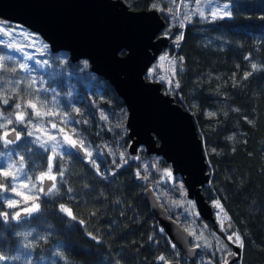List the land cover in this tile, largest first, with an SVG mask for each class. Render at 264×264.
Instances as JSON below:
<instances>
[{"label": "trees", "instance_id": "16d2710c", "mask_svg": "<svg viewBox=\"0 0 264 264\" xmlns=\"http://www.w3.org/2000/svg\"><path fill=\"white\" fill-rule=\"evenodd\" d=\"M121 1L132 11L163 4ZM221 1L228 3L230 16L169 29L168 53L182 58L175 65L178 87L171 98L190 113L201 141L209 180L200 192L207 203L220 202L240 237L237 264H264V0ZM158 14L166 27V17ZM180 34L179 46L170 43ZM50 56L61 61H52L45 87L71 129L86 138L96 167L71 149L60 153L62 195H38L37 212L0 219V254L8 257L0 264H65V259L72 264H162L160 256L179 264H219L206 253L188 263L156 226L142 191L154 189L166 164L142 149L134 158L117 157L128 140L124 107L111 87L79 61L68 62L64 52ZM252 63L262 70L245 79ZM0 109L7 112V107ZM101 112L107 120L100 119ZM25 126H14L23 136L15 143L0 141V170L12 162L21 165L24 178H32L46 168L48 151L33 142ZM60 203L72 209L76 220L60 212ZM0 211L9 213L1 199Z\"/></svg>", "mask_w": 264, "mask_h": 264}, {"label": "water", "instance_id": "95a60500", "mask_svg": "<svg viewBox=\"0 0 264 264\" xmlns=\"http://www.w3.org/2000/svg\"><path fill=\"white\" fill-rule=\"evenodd\" d=\"M0 21L36 34L51 54L64 52L70 63L84 61L122 102L127 155L134 158L142 149L145 155L160 158L180 178L197 217L214 224L212 209L200 192L209 175L193 119L161 92L158 83L143 78L168 47V38L160 34L165 23L156 10L132 11L121 0H0ZM7 134L4 139L13 143L15 131ZM142 197L167 241L192 263L198 248L190 246L188 233L167 216L149 187Z\"/></svg>", "mask_w": 264, "mask_h": 264}, {"label": "rangeland", "instance_id": "374dc122", "mask_svg": "<svg viewBox=\"0 0 264 264\" xmlns=\"http://www.w3.org/2000/svg\"><path fill=\"white\" fill-rule=\"evenodd\" d=\"M224 4H228V3L221 0H213L212 4H208L207 0H203V2L200 3L199 5V10L204 12V17H205L204 19H202L198 14L197 0H174V2L172 3H170L169 0H163L162 5L156 4L158 7H152V8L157 12L162 13L166 17L167 25L163 29L164 33L161 34L168 38L171 35V32L169 31L171 27L176 26L181 28L179 26L180 21H183L184 25L192 24L195 22L202 24V23L214 21L215 19H212L210 9H215L216 6L219 5L220 9L224 11L223 9ZM171 8H175L176 18H174L173 15L170 14L169 9ZM226 11H228V9H226ZM186 16L191 17V22H188ZM0 28L5 29L6 31L9 29L11 30L10 35L7 36L3 35V33H0V56L5 57L4 63L7 68L10 69L12 67H15L17 69L16 72L0 71V99H4V98L8 99L7 104L0 103L1 107H7L6 113H3L0 109V137H3L5 132H8V130L10 129L12 130L14 129L17 133V129L14 127L15 125H19L20 128L26 125L25 128L27 130L26 131L27 135L36 126L35 117L33 118L32 122H28L26 119V122L23 124L16 121L15 119V114H14L16 111L15 105L21 102L20 94L28 93L29 91L36 93L37 95L35 96V99L43 101L47 110L54 113V115L51 118H49L48 116L43 117L41 123L43 124L44 129H51V123L53 122L57 123L59 127L60 125L57 120L56 114H59L61 118H66V117L63 114H61V112L58 110L55 99H53L50 91L49 90L44 91V89H46L45 74L52 69V64H51L52 61L53 63H58V62L60 63L61 59L51 58L50 53L48 51V47L46 48L42 47L43 45L46 44L36 34L29 32L28 30L22 28L21 26L0 21ZM175 40H176L175 36L171 37L170 43L175 42ZM8 43L13 44L14 47L13 48L5 47V45ZM17 48L19 49V51L16 50ZM165 55L168 56L169 59L173 58V56H171L168 53V49L161 51V53L156 57L154 62L145 71L144 78L149 82L158 83L160 85L161 91L164 94L171 96L175 86L170 85L169 83H167V81L160 80L161 76H167L169 78L174 76V71H169V66L167 62H164L162 66H158L161 65L160 57ZM25 56L31 57V59H25ZM79 62L82 67L87 66L84 61L80 60ZM20 64H26L28 66V71L27 72L20 71L19 70ZM150 69L154 70L155 75L152 76L149 75ZM16 81H19V84H16L15 83ZM29 84H31V89H29L28 87ZM27 111H31V110H27ZM41 111H43V109H41ZM10 113H13L11 115V121H12L11 123L8 122ZM68 129L69 131L72 130L69 123H68ZM51 131L53 134H56L54 129H51ZM36 135H39V133H34L33 135L30 136V138L37 146L40 147V143L36 141ZM21 137H23L22 134H20L19 139ZM19 139L16 138L15 142L18 141ZM42 139L46 140L47 134H45L42 137ZM0 141L3 145L8 144L4 142V139H0ZM42 149L46 150V148H42ZM68 149L72 150V147L64 143L62 144V147L59 151L61 153L62 151ZM50 154L51 153L48 152L47 157ZM121 154H123V156L124 155L128 156L126 153V149H124V151H122ZM121 154L118 153L117 157L119 159L122 158ZM9 164H11V168L9 170L13 175L18 176L19 179L12 180L11 177H9L8 180L4 182L5 186L1 188L0 199L4 202V206L9 211V214L15 215L17 212L19 213L25 212L24 210L26 208H29L33 204H36L35 199L38 195H40L39 193L40 182L38 180L40 173L34 175L36 179H33L34 177L24 178L22 173V167L20 164H14L12 162H8L6 163L5 169L8 168ZM151 169L154 170L153 165L151 166ZM44 170H46V168ZM165 170L170 171L168 165H165V167L160 170L158 176V183L154 186L153 190L148 186L151 189L155 200L157 201L158 205L160 203L164 206L165 208L164 210L173 213L175 222L183 231H185L186 228L192 230L193 232V235L191 236L192 245H195L200 249H205V248L209 249L210 242L207 241L206 236L204 234H197L198 232H196L192 227V219L194 217H197V215L195 213L192 202L185 198L184 188L181 184L180 178L177 175H172L171 178L165 176L164 175ZM30 180L32 181L31 184L29 183ZM17 192H19L20 195H17L16 194ZM25 197H27V199H25ZM9 201H14L17 207L9 208L8 207ZM215 202L216 201H211L209 205L213 209L215 220L218 222L217 225L221 230V228H223L224 226L228 227L226 223L224 224V222L228 223V221L220 219V216H222V214L219 213V210L213 206ZM197 236L201 238L198 240ZM228 237L229 236L226 237L227 240H229ZM230 243L239 248L238 246V243H240L239 241L234 242L233 240H230Z\"/></svg>", "mask_w": 264, "mask_h": 264}, {"label": "snow or ice", "instance_id": "6c2138e0", "mask_svg": "<svg viewBox=\"0 0 264 264\" xmlns=\"http://www.w3.org/2000/svg\"><path fill=\"white\" fill-rule=\"evenodd\" d=\"M169 2L172 3V2H174V0H169ZM202 2H203V0H197V11H198L199 16L202 19H204L205 18L204 12L199 10V5ZM207 3L212 4L213 0H207ZM153 7H158V6L154 4ZM228 7H229L228 4H224L223 5L224 11H222L220 9L219 5H217L215 9H210L212 19H223L225 17L230 16L231 13L226 11V9H228ZM175 11H176L175 8L169 9L170 14H172L174 18H176ZM186 19L188 20V22H191L190 16H186ZM179 26L181 28L184 27V22L180 21ZM10 32H11L10 29L6 31L5 29L0 28V33H3V35H6V36L10 35ZM182 39H183L182 34L177 36V38L175 40V43L177 44V46H179V43ZM5 47L13 48L14 45L11 43H8L5 45ZM42 47L46 48L47 45H43ZM16 50L19 51L18 48ZM8 59H11V58H8ZM25 59H31V57L25 56ZM177 60H182V58L173 57L172 59H169L168 56H166V55L161 56L160 57L161 65H158V66H162L164 62H167L168 66H169V71H175V65L177 63ZM4 61H5V57L0 56V71H3V72H7V71L16 72L17 71V69L15 67H12L10 69L7 68L5 66ZM38 63H39V61H38ZM251 69H252L251 72L245 73V76H244L245 79L248 78L249 76H251L253 74V72L262 70L261 67L256 63L251 64ZM19 70L23 71V72H27L28 66L26 64H20ZM149 75L150 76L155 75L154 70L150 69ZM160 80L167 81V83H169L170 85L178 87V85L175 84V77L174 76L171 78H169L167 76H161ZM15 83L19 84V81H16ZM14 87H15V85H14ZM28 87H29V89H31V84H29ZM44 91H47V89H44ZM36 95H37L36 93H33L31 91H29L28 93L20 94L21 102L17 103L15 105V109H16V111L14 113L15 119H16V121L23 124L26 122V119L28 122H32L33 118L35 117L36 126L33 128L32 131H30L28 133V135L31 136L34 133H39V135H36V141L40 143V147L46 148V151L51 153L47 157L46 170H41L40 175L38 177V180L40 182L39 191L44 193L45 195H49V194L62 195L60 188L62 186V183H63L62 178L64 177L65 173L62 170V165L58 162V161L63 160V157H61L60 151H59L62 147V144L66 143L67 145H70L73 149H76L80 152H83L84 157L88 158V162L92 165L93 168L96 167V164H95V161L93 158V153L90 150V146L86 143V138L81 137L80 133L77 132L74 128L71 131H69L67 118H61L59 114H56L57 120H58L60 126L58 127L57 123H55V122L51 123V129H54L56 134H53L51 129H44L43 124L41 123V121L43 120V117L48 116L49 118H51L54 115V113L47 110L43 101L35 99ZM0 103L7 104L8 99L7 98L0 99ZM41 109H43V111H41ZM27 110H31V111H27ZM76 111L79 112V109H76ZM12 114L13 113L9 114V118H8L9 123L12 122L11 121V115ZM209 115L211 116L212 114L210 113ZM100 119L101 120H107L108 117L105 116L103 112H101ZM76 123H80V121H76ZM84 123H87V121H84ZM119 126L120 125H117V127H119ZM45 134H47L46 140L42 139V137ZM7 135H8L7 132H5L4 136L6 137ZM19 137H20V134L17 132L16 138L19 139ZM0 139H4V137H0ZM4 142L9 143L10 141L7 139H4ZM121 157L123 158V154H121ZM10 168H11V164H9L8 168H6L4 170H0V177L3 178V181H0V188H3L5 186L4 181L8 180L9 177H11L12 180L19 179L18 176L13 175L11 173V171L9 170ZM164 175L171 178L172 173L169 170H165ZM143 178L147 179L146 176ZM33 179H36V178L34 177ZM29 183L31 184L32 181L30 180ZM25 186H27V185H25ZM71 191H72V189L69 188L68 192H71ZM16 194L20 195L19 192H17ZM25 199H27V197H25ZM213 206L219 210V213L222 214V216H220L221 220H228V215L224 211V208L222 207V205L220 204L219 201L215 202ZM8 207L9 208H15V207H17V205L14 201H9ZM39 208H40L39 204H33L31 207L26 208L24 211H25L26 215H32L33 213L37 212L39 210ZM59 210L61 213H64L66 216L70 217L72 220H76V216L73 214L72 209L70 207L66 206L64 203H60ZM0 219H2L4 221H8L9 219L19 220L20 219V213L17 212L15 215H10L9 213H4V212L0 211ZM185 231H187L189 236L193 235L192 230H190L189 228H186ZM26 235H31V233H28ZM200 238L201 237L197 236L198 240ZM92 239L95 240L96 237L92 236ZM228 239L233 240L234 242H238L240 240V237L238 235L233 236L232 234H230ZM238 246L242 247L243 245H242V243H238ZM26 247H27V245H26ZM230 255H233V253H230ZM7 259H8L7 256L0 254V261H6ZM158 259L160 261H162L163 264H168V262L164 256H160ZM65 264H72V262L65 259Z\"/></svg>", "mask_w": 264, "mask_h": 264}, {"label": "flooded vegetation", "instance_id": "af4514ba", "mask_svg": "<svg viewBox=\"0 0 264 264\" xmlns=\"http://www.w3.org/2000/svg\"><path fill=\"white\" fill-rule=\"evenodd\" d=\"M212 209V208H211ZM213 214V209H212ZM214 224H211L209 222L202 221L198 217H194L192 221H195L193 223L192 227L196 232H199L198 234H204L206 236V239L209 243V249H200L199 247L192 245L190 240V246H195L198 248L199 254H205L207 255V258L209 256H213L217 259L219 264H237L239 259V248L237 246H234L230 243V240H227L226 237L230 234L237 235L234 230L231 228V226L227 223L228 227H223L221 230L219 229L217 225V221L215 220L214 214H213ZM191 238V236H190ZM230 253H233V255H230Z\"/></svg>", "mask_w": 264, "mask_h": 264}]
</instances>
